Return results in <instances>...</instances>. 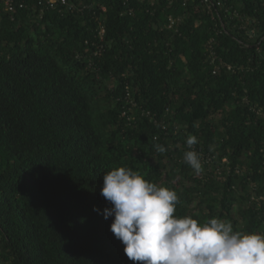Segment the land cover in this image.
Wrapping results in <instances>:
<instances>
[{"label":"trees","instance_id":"obj_1","mask_svg":"<svg viewBox=\"0 0 264 264\" xmlns=\"http://www.w3.org/2000/svg\"><path fill=\"white\" fill-rule=\"evenodd\" d=\"M214 1L0 0V264H140L103 215L119 167L264 234V0Z\"/></svg>","mask_w":264,"mask_h":264},{"label":"clouds","instance_id":"obj_2","mask_svg":"<svg viewBox=\"0 0 264 264\" xmlns=\"http://www.w3.org/2000/svg\"><path fill=\"white\" fill-rule=\"evenodd\" d=\"M198 143L189 135V149ZM156 151L166 148L155 145ZM184 161L197 175L203 171L195 150ZM101 195L112 205L105 219L114 216L111 231L124 245L126 256L140 264H264V234L234 230L230 222L212 218L200 223L191 216L177 217L175 190L147 181L127 167L103 175ZM99 211L98 209H94Z\"/></svg>","mask_w":264,"mask_h":264},{"label":"built area","instance_id":"obj_3","mask_svg":"<svg viewBox=\"0 0 264 264\" xmlns=\"http://www.w3.org/2000/svg\"><path fill=\"white\" fill-rule=\"evenodd\" d=\"M57 1H59V2H61L63 4L67 3V0H49V2L52 3V4L57 2ZM203 2L208 5V9L212 13H214V11L216 9V5L220 4L219 1L215 2L214 0H203ZM6 3H7L6 5L9 6L8 8L11 9L13 7V0H6ZM227 11H228V9H227ZM234 14L237 15V12L235 11ZM169 20H170V22L168 23L169 24V28H172V27H174L176 25V22H180L181 21V17L180 16L174 17V16L171 15L169 17ZM244 28L247 29V31L249 32V34L251 36L254 35L256 33V31H257V28L254 27V26H246ZM103 33H104V29L101 30V34H103ZM224 161H227V159L225 158Z\"/></svg>","mask_w":264,"mask_h":264}]
</instances>
